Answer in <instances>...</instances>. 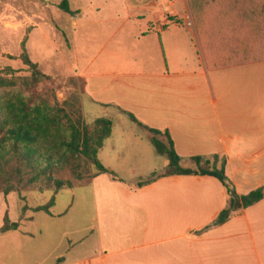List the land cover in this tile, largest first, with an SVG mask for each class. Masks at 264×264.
Returning a JSON list of instances; mask_svg holds the SVG:
<instances>
[{"label": "crops", "instance_id": "1", "mask_svg": "<svg viewBox=\"0 0 264 264\" xmlns=\"http://www.w3.org/2000/svg\"><path fill=\"white\" fill-rule=\"evenodd\" d=\"M179 1L184 18L175 8ZM133 8L147 13L112 17L98 29L108 40L100 45V70L85 78L91 104L113 114V134L99 155L112 140L107 155L120 160L133 142L145 168L149 145L158 155L149 130L156 129L169 133L184 167L192 157L218 155L240 196L263 187L264 61L210 68L188 0ZM118 126L132 129L134 139L118 145ZM105 166L117 178H95L104 187L99 247L67 264H264V199L207 229L229 203L217 177L169 175L140 187L155 170L133 171L129 180L116 165Z\"/></svg>", "mask_w": 264, "mask_h": 264}, {"label": "trees", "instance_id": "2", "mask_svg": "<svg viewBox=\"0 0 264 264\" xmlns=\"http://www.w3.org/2000/svg\"><path fill=\"white\" fill-rule=\"evenodd\" d=\"M192 17L199 33L204 56L212 69L264 61V0H188ZM60 9L70 15L69 1L63 0ZM23 41L22 60L29 67L30 75L9 77L0 74V193L7 198L21 191H54L55 195L75 182L91 180L109 173L99 158L105 141L114 131V121L100 117L88 122L85 118L82 98L86 81L70 77L72 87L69 96L60 101L55 91H39L44 81H55L45 74L25 49ZM6 73V72H5ZM132 116V115H131ZM133 119H135L132 116ZM151 142L158 155L167 157V172L153 173L138 183L144 186L156 178L169 175H211L224 184L228 206L207 227L224 224L241 209L264 199V186L240 196L235 184L225 171L226 160L220 166L219 156L192 157L191 165L184 167L183 158L175 150L169 133L149 129ZM8 199V198H7ZM8 207L9 202L7 203ZM55 196L46 204L33 210L51 213ZM6 208L0 224V234L18 230L20 221L14 220Z\"/></svg>", "mask_w": 264, "mask_h": 264}, {"label": "rangeland", "instance_id": "3", "mask_svg": "<svg viewBox=\"0 0 264 264\" xmlns=\"http://www.w3.org/2000/svg\"><path fill=\"white\" fill-rule=\"evenodd\" d=\"M62 1L0 0V74L6 75L7 69L11 68L13 72H9V77L30 75L29 67L22 60V43L26 41L24 50L30 58L45 74L55 77V81H44L37 89L55 91L60 101H64L72 90L68 83L70 77L77 76L79 80L81 76L85 80L88 74L100 70V45L108 39L97 33L98 29L107 28L111 24L107 19L112 17L146 14V10L134 9L133 6L135 2L149 0H68L72 10L80 11L75 16L60 9ZM160 1L167 7L170 0ZM184 7V2L180 1L175 7L182 18L185 16ZM97 20L101 24L96 23ZM75 21L78 26H74ZM78 84L84 89L80 80ZM90 101L85 89L82 105L88 122L113 116L111 111H105ZM124 129L128 134L121 136ZM131 130L118 126L114 141L123 146L126 144L123 140H133ZM111 143L112 140L99 158L107 166L116 165L124 178L133 180L136 174L145 176V173L152 172L149 170H155V175L167 172L169 161L165 156L156 155L151 145L148 144L151 154L144 159L146 167L142 168L141 156L137 155L133 142L120 160L107 155ZM103 190L100 180L93 178L76 181L74 187L57 195L54 191L40 192L36 189L11 194L7 199L0 193V224L8 202L11 217L20 221L18 230L0 234V264H67L95 254L100 243L99 204L101 206L103 202L99 194ZM53 196L55 205L51 213L33 210L49 202Z\"/></svg>", "mask_w": 264, "mask_h": 264}]
</instances>
